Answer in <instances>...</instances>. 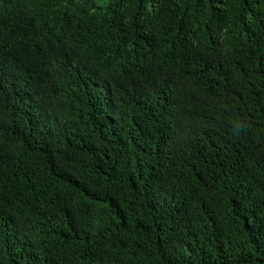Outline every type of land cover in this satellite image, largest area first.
Returning <instances> with one entry per match:
<instances>
[{
    "label": "trees",
    "instance_id": "trees-1",
    "mask_svg": "<svg viewBox=\"0 0 264 264\" xmlns=\"http://www.w3.org/2000/svg\"><path fill=\"white\" fill-rule=\"evenodd\" d=\"M0 264H264V0H0Z\"/></svg>",
    "mask_w": 264,
    "mask_h": 264
},
{
    "label": "clouds",
    "instance_id": "clouds-1",
    "mask_svg": "<svg viewBox=\"0 0 264 264\" xmlns=\"http://www.w3.org/2000/svg\"><path fill=\"white\" fill-rule=\"evenodd\" d=\"M96 86L99 88L103 85H101L100 83H97ZM11 88H12V91H14V92H20V90H22V88L19 86L18 81H15V79L13 77H11ZM106 122H107L108 126L118 127V126H116V121L112 115L109 119L106 120Z\"/></svg>",
    "mask_w": 264,
    "mask_h": 264
}]
</instances>
